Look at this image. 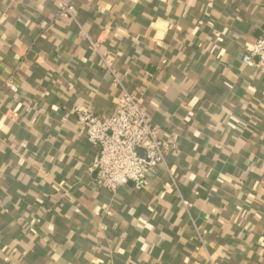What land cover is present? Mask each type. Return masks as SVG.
<instances>
[{
	"label": "crops",
	"instance_id": "1",
	"mask_svg": "<svg viewBox=\"0 0 264 264\" xmlns=\"http://www.w3.org/2000/svg\"><path fill=\"white\" fill-rule=\"evenodd\" d=\"M63 1L0 0V264H264V0ZM102 54L175 146L115 193L74 113L115 112Z\"/></svg>",
	"mask_w": 264,
	"mask_h": 264
},
{
	"label": "built area",
	"instance_id": "2",
	"mask_svg": "<svg viewBox=\"0 0 264 264\" xmlns=\"http://www.w3.org/2000/svg\"><path fill=\"white\" fill-rule=\"evenodd\" d=\"M58 12L54 20L73 19L71 2L58 0ZM47 23L41 28L45 29ZM103 65L112 75L113 87L119 95L113 115L97 116L85 110H75L88 144L96 153L86 169L93 187L115 193L131 183L140 188L147 174L166 162V154L175 148L168 140L158 136L157 128L141 109L136 96L128 92L110 70L111 60L100 55ZM247 65L264 71V35L255 40L248 50ZM4 86L17 91L11 77ZM188 207V204H183Z\"/></svg>",
	"mask_w": 264,
	"mask_h": 264
},
{
	"label": "water",
	"instance_id": "3",
	"mask_svg": "<svg viewBox=\"0 0 264 264\" xmlns=\"http://www.w3.org/2000/svg\"><path fill=\"white\" fill-rule=\"evenodd\" d=\"M129 185H132L131 183H129Z\"/></svg>",
	"mask_w": 264,
	"mask_h": 264
}]
</instances>
